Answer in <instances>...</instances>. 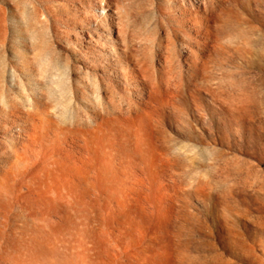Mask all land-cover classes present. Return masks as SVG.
<instances>
[{
	"label": "rangeland",
	"instance_id": "rangeland-1",
	"mask_svg": "<svg viewBox=\"0 0 264 264\" xmlns=\"http://www.w3.org/2000/svg\"><path fill=\"white\" fill-rule=\"evenodd\" d=\"M0 264H264V0H0Z\"/></svg>",
	"mask_w": 264,
	"mask_h": 264
}]
</instances>
